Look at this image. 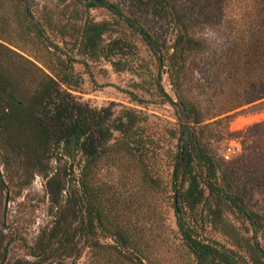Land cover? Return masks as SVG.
<instances>
[{
  "label": "trees",
  "instance_id": "trees-1",
  "mask_svg": "<svg viewBox=\"0 0 264 264\" xmlns=\"http://www.w3.org/2000/svg\"><path fill=\"white\" fill-rule=\"evenodd\" d=\"M16 1L23 6L24 16L32 18L28 9L31 0ZM205 1L204 14L218 9L217 0ZM250 1L251 21L228 33L219 50L229 66L227 74L255 76L245 82L244 90L233 93L229 106L215 112L201 109L184 89L187 60L201 50V42L191 32L195 15L191 3L179 8L177 0H71L76 6L85 3L86 9L104 7L112 20L96 21L76 10L74 18H67L56 29L63 47L44 44L48 54H57L54 64L48 59L24 57L0 42L3 163L7 167L8 161L16 158L26 169L45 174V159L70 160L64 169L65 175H70L66 180L57 172L45 174L53 220L31 246V256L37 261L54 255L78 256L77 241L82 239L94 255L111 249L132 264H264V247L259 241L264 238V212L254 204V193L264 189V119L231 132L240 142V158L253 163V176H243L232 162L219 160L210 143L211 133L206 132L227 116L218 117L221 114L264 108V0ZM183 10L187 14H181ZM31 23L35 37L43 40L44 29ZM142 49L149 53L147 57L140 54ZM71 53L80 55L83 62L101 57L115 71H134L140 77L136 83L140 89L151 93L153 88L176 107L177 126L168 131L175 143L163 151L172 163L170 185L160 184L155 174L162 146L146 134L148 116L135 108L114 115L109 107L96 109L78 100L71 92L79 82L72 65L76 58ZM164 67L178 101L160 84ZM129 94L139 104L148 101L136 92ZM102 163L126 170V181L131 184L139 178L150 189L160 187L162 193H172L175 227L163 222L160 245L166 249L159 257L153 258L141 235L133 234L126 220L120 219L107 194L111 184L98 180ZM207 227L223 234L228 244L205 236ZM100 237H109L112 243H101ZM4 254L0 251V257ZM35 263L27 259L16 262Z\"/></svg>",
  "mask_w": 264,
  "mask_h": 264
},
{
  "label": "rangeland",
  "instance_id": "rangeland-1",
  "mask_svg": "<svg viewBox=\"0 0 264 264\" xmlns=\"http://www.w3.org/2000/svg\"><path fill=\"white\" fill-rule=\"evenodd\" d=\"M110 1L118 2V0ZM204 1L177 0L179 8L183 3L188 7L190 3L192 4L195 15L191 20V32L201 42V50L187 60L183 83L186 94L201 109L215 112L229 106L233 93L244 90L245 82L248 80L251 82V78L255 76V74H227L229 66L219 50L225 46L228 33L246 27L251 21L253 7L250 0H217L218 9L211 14H204L207 2ZM193 3L204 6L197 7ZM83 4L78 3L76 6L71 0H31L28 7L31 18L24 16L23 6L18 5L16 0H0V42L9 45L24 57L48 59L54 64V57L57 54H48L44 44L55 43L63 47L56 29L67 18H74L77 14L76 10L96 21L112 20V15L106 8L86 9ZM180 12L185 14L186 10ZM197 12L202 15H198ZM31 21L37 22L38 26L44 29L43 40L35 37ZM50 27L55 30L52 31ZM107 38L108 35H105V39ZM169 39L171 40V35ZM71 54L76 58L72 65L75 77L79 78L77 86L74 87L76 90L71 92L78 100L96 109L109 107L114 115L124 108H135L148 116L146 134L153 136L162 146L159 149L162 153L154 165L155 174L159 176L160 184L170 185L172 163L163 155V151L175 143L174 139L169 138L168 131L177 126L176 107L154 93L153 88L151 93L140 89L136 85L140 77L134 71H115L112 65L101 57L86 58L85 63L80 55ZM140 54L147 57L149 53L142 49ZM150 66L152 68V65ZM230 76L235 79L232 77L229 79ZM160 84L170 98L178 101L165 67L161 72ZM130 91L142 95L148 101L144 104L137 103L131 99ZM237 110L218 116L227 115L222 121L211 124L206 132L211 133L210 143L219 160L227 164L232 162L234 168L243 176H246L244 174L253 176L254 166L251 165L253 163L240 158L242 153L240 142L233 138L231 132L245 129L263 120L264 108L236 112ZM234 145L239 146V151L226 160L223 153L229 146ZM69 164L70 160L65 162L64 159L47 158L43 161L44 172L48 176L57 172L58 177L66 180L70 175L66 176L64 169ZM73 172L78 174L76 165ZM97 172L99 181L111 184L107 194L111 195L120 219L126 220L125 224L133 234L141 235L144 245H147V250L152 252L153 258L159 257L160 251L166 249V246L160 245V236L164 231L163 222L175 227L170 198L172 193L170 191L167 194L162 193L160 187L150 189L139 178L131 184L126 181V176L129 174L126 170L115 168L108 163H102ZM45 174L26 169L16 158L10 159L6 167L0 152V251L5 252L3 257H0V264H16L20 259L35 261V264H132L118 257L111 249H101L94 255L83 244L82 239L77 241L80 250L78 256L54 255L37 261L36 257L30 255L31 246L42 232L51 226L53 220L54 208L46 190ZM68 186L67 183L62 192V200L66 197ZM255 203L264 212V189L254 193ZM203 233L205 236L228 244L223 234L211 231L209 227ZM259 241L264 247V238L260 237ZM100 242L112 243V240L109 237H100Z\"/></svg>",
  "mask_w": 264,
  "mask_h": 264
},
{
  "label": "built area",
  "instance_id": "built-area-1",
  "mask_svg": "<svg viewBox=\"0 0 264 264\" xmlns=\"http://www.w3.org/2000/svg\"><path fill=\"white\" fill-rule=\"evenodd\" d=\"M237 151H239V146L238 145H234V146H229L227 148V151L225 153H223V157L228 160L230 159L234 153H236Z\"/></svg>",
  "mask_w": 264,
  "mask_h": 264
}]
</instances>
